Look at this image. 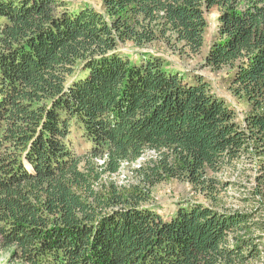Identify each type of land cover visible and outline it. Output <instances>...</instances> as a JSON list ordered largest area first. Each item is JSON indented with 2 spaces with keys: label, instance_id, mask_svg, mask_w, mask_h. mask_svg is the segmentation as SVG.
<instances>
[{
  "label": "trees",
  "instance_id": "trees-1",
  "mask_svg": "<svg viewBox=\"0 0 264 264\" xmlns=\"http://www.w3.org/2000/svg\"><path fill=\"white\" fill-rule=\"evenodd\" d=\"M227 69L242 119L161 54ZM153 154L151 157H146ZM132 180L112 177L133 166ZM247 160L246 205L149 204L178 180L212 195ZM214 197V196H213ZM257 203L254 204L253 203ZM254 205H256L254 207ZM264 0H0V250L17 264H264Z\"/></svg>",
  "mask_w": 264,
  "mask_h": 264
},
{
  "label": "rangeland",
  "instance_id": "rangeland-1",
  "mask_svg": "<svg viewBox=\"0 0 264 264\" xmlns=\"http://www.w3.org/2000/svg\"><path fill=\"white\" fill-rule=\"evenodd\" d=\"M70 3L72 9L78 8L81 4H88L90 7L99 9L102 0H66ZM209 27L206 33L205 45L202 53L195 57H178L166 47L160 46L161 54L170 61V67L180 73L186 82L193 83L194 79L202 78L209 83L213 93L223 98L228 106L236 113L238 119L244 117L246 105L233 96L226 81L227 69L214 71L205 65V56L209 47L212 45L217 33V14L212 12L208 15ZM153 156L149 154L148 157ZM144 160H140L135 165L124 166L122 171L112 177L119 185L126 184L132 180V168H137ZM253 166L247 161H242L237 167L228 168L216 176L220 179L221 186L213 196L204 192H196L192 187L182 181L173 180L157 185L152 192V202L149 204L164 219H170L175 212L187 204L200 203L202 205L216 207L221 211H247L253 209L251 205H246L245 198L251 196L255 182V172ZM254 203V201H253ZM257 204V203H254ZM256 205H254L255 207ZM256 220L264 219V212L256 211ZM263 236L264 232H257ZM10 251L0 250V264H17L13 261ZM264 257V255L262 256Z\"/></svg>",
  "mask_w": 264,
  "mask_h": 264
}]
</instances>
